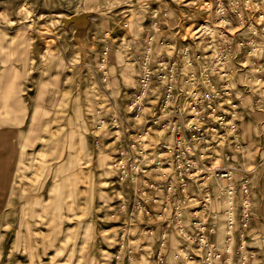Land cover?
I'll use <instances>...</instances> for the list:
<instances>
[{"label": "rangeland", "instance_id": "rangeland-1", "mask_svg": "<svg viewBox=\"0 0 264 264\" xmlns=\"http://www.w3.org/2000/svg\"><path fill=\"white\" fill-rule=\"evenodd\" d=\"M215 1L0 0V264H115L120 205L131 189L112 170L111 132L97 127L114 111L129 117L147 34L204 53L209 42L199 31L208 25L217 44H232L235 69L263 63L247 54L252 41L264 51V0H223L226 24ZM234 1L253 5L243 21ZM255 78L234 75L235 179L248 172L253 213L245 239L237 223L234 264L244 255L247 264H264V78ZM133 230L130 244L143 242ZM214 238L225 242L223 218ZM150 253L139 264H154ZM175 254L168 251L169 263Z\"/></svg>", "mask_w": 264, "mask_h": 264}, {"label": "built area", "instance_id": "built-area-1", "mask_svg": "<svg viewBox=\"0 0 264 264\" xmlns=\"http://www.w3.org/2000/svg\"><path fill=\"white\" fill-rule=\"evenodd\" d=\"M252 8L250 1H234L241 21L242 11ZM153 11V29L157 30L159 14ZM213 11L221 23H229L223 0L215 1ZM201 29L199 33L209 42L205 48L209 51L204 53L193 51L190 44L175 46L166 38L157 41L147 34L137 86L128 104L129 117L114 111L101 118L97 127V133L111 132L116 144L112 170L118 183L131 189L120 205L125 223L115 264H139L148 249L154 264H234L237 223L242 239L251 225L252 181L248 172L235 179L234 142L239 129L234 75L248 70L262 84L264 51L252 41L247 55L261 54L263 63L256 59L249 69L238 71L230 63L232 44H217L218 37L208 25ZM227 35L221 31L218 36ZM260 164L264 165V158ZM218 218L224 219L221 246L214 241ZM133 227L138 240L144 239L137 245L129 241ZM172 250L176 254L169 263ZM239 250L241 254L247 251L245 240ZM248 260L244 255L243 264Z\"/></svg>", "mask_w": 264, "mask_h": 264}]
</instances>
